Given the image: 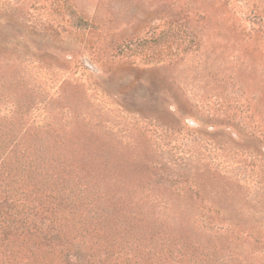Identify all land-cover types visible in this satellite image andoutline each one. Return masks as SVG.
<instances>
[{"label": "rangeland", "instance_id": "374dc122", "mask_svg": "<svg viewBox=\"0 0 264 264\" xmlns=\"http://www.w3.org/2000/svg\"><path fill=\"white\" fill-rule=\"evenodd\" d=\"M0 135L46 264H264V0H0Z\"/></svg>", "mask_w": 264, "mask_h": 264}, {"label": "trees", "instance_id": "16d2710c", "mask_svg": "<svg viewBox=\"0 0 264 264\" xmlns=\"http://www.w3.org/2000/svg\"><path fill=\"white\" fill-rule=\"evenodd\" d=\"M3 136L0 135V139ZM5 139V137H4ZM15 146L0 144V264H46L52 226L28 196H16ZM24 172L25 169L22 168ZM15 172V173H14ZM40 211L46 212L42 204ZM52 249L56 250L55 247Z\"/></svg>", "mask_w": 264, "mask_h": 264}]
</instances>
